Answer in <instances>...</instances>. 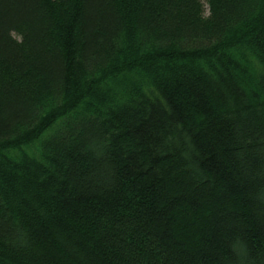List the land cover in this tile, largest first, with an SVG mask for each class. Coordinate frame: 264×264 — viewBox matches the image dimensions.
Masks as SVG:
<instances>
[{"label":"trees","instance_id":"16d2710c","mask_svg":"<svg viewBox=\"0 0 264 264\" xmlns=\"http://www.w3.org/2000/svg\"><path fill=\"white\" fill-rule=\"evenodd\" d=\"M0 264H264V0H0Z\"/></svg>","mask_w":264,"mask_h":264},{"label":"rangeland","instance_id":"374dc122","mask_svg":"<svg viewBox=\"0 0 264 264\" xmlns=\"http://www.w3.org/2000/svg\"><path fill=\"white\" fill-rule=\"evenodd\" d=\"M207 14H208V9H207Z\"/></svg>","mask_w":264,"mask_h":264}]
</instances>
